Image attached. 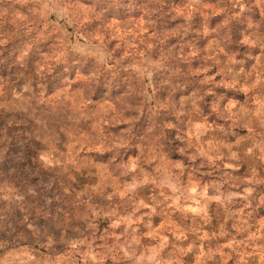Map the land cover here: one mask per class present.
<instances>
[{"label":"clouds","instance_id":"1","mask_svg":"<svg viewBox=\"0 0 264 264\" xmlns=\"http://www.w3.org/2000/svg\"><path fill=\"white\" fill-rule=\"evenodd\" d=\"M170 37L179 50L154 58L153 42ZM13 57L19 67L0 76V180L11 185L0 196V264H223L225 248L237 264H264L255 241L205 250L202 228L171 219L209 224L215 204L243 227L246 210L264 207V0H0V64ZM157 84L179 100L152 107ZM146 112L154 142L138 139L140 155L125 159ZM13 138L32 155L5 158ZM21 174L29 183L13 191ZM100 219L110 223L94 241Z\"/></svg>","mask_w":264,"mask_h":264},{"label":"rangeland","instance_id":"2","mask_svg":"<svg viewBox=\"0 0 264 264\" xmlns=\"http://www.w3.org/2000/svg\"><path fill=\"white\" fill-rule=\"evenodd\" d=\"M16 11H19V8L17 7L16 9H13L12 12L9 13L10 16H14ZM6 27L10 28L11 30H15V26L12 25L11 23L6 22L5 24ZM69 32L72 31L71 28L68 29ZM13 39H17V36H13ZM185 44H189L192 47H195L201 52L203 51L205 41L199 37L189 35L186 40L184 41ZM173 45H176V48L174 49L175 51L179 50V40L177 37H170L168 40L164 41L163 43L159 42H153V56L154 58L157 57V53L163 51L167 52L169 48H171ZM45 51H50L51 47H54V45L50 43H43L41 45ZM190 48L186 47L185 51H189ZM7 55V53H5ZM37 56V53L35 51V47L33 48V51L29 54V57L23 58L28 61V63L31 62L32 59H35ZM9 65H12L11 72H15L16 69L19 67L18 65L15 64V58H11L8 62V64H0V76H3V78L7 81L9 80L10 76V69ZM194 66L196 63L194 62ZM213 71H216V69H213ZM219 79V77H218ZM183 83L187 87H191L192 81L191 80H184ZM217 93L223 92V89H217ZM102 92L99 90H93L92 95L97 96L101 95ZM212 97H205V100L202 102V106L204 105L206 108L204 109L205 114H208V108H207V103L210 101ZM179 100V94L176 93L174 94L171 89L167 87H161L159 84H157V94L156 97L153 100L152 107H155L156 103H161L164 105H167L169 102H175ZM204 103V104H203ZM98 107L102 108L103 105H99ZM118 108L119 106L116 105ZM204 108V107H203ZM163 115H168V113H163ZM148 113H145V116L141 118L140 123L136 126V129L134 130L130 140V146L125 154V159L127 158V155H132V156H139L140 152L139 149L136 146V141L139 139L143 146L147 148L148 144L150 142H154V137L144 133V128L147 123H149L148 119ZM163 116L158 123H162ZM215 120V117L209 115V121L212 122ZM14 127V125H13ZM126 125H119L114 128H112V132L115 134H118L120 130H122ZM237 133L243 135L244 131L237 128L236 129ZM82 135H85L86 133L82 132ZM139 134V135H138ZM170 135V134H169ZM37 148L39 146H36ZM168 148H171L172 145L168 144ZM17 152H24L25 157H30L32 155V149L28 148L25 146L23 149L20 148L17 143L15 142V139H12V142L8 144L7 148L5 149V158H7L8 155L17 153ZM83 154V153H82ZM173 159H178L179 157L175 156V154H172ZM95 163V161H94ZM105 167H110V165L105 164L103 165ZM15 167L17 171L23 167V164L18 160L17 163L15 164ZM3 173V165L0 164V176H2ZM29 182L26 178L21 176L12 181V185H15V187L12 189L13 191L16 190H22L21 186L22 185H27ZM81 183H87L86 181H81ZM11 185L9 184L8 181H3L0 180V196L4 195ZM264 187V186H262ZM53 192L56 191L55 188L52 189ZM95 202V201H94ZM237 207H243V202L237 201L236 205L230 209V211H236ZM254 210L248 209L245 212V215L248 216V223L244 225L243 227H240L239 225L233 226L234 224V219L229 216V218L226 220L225 219V214L222 210H217L216 205L213 204L210 206V211L209 215L212 217L211 223L209 224H202V222L197 218L195 221L192 218H187L185 219L184 217L180 216L179 214H176L172 216V221L179 226L180 228H190V227H200L203 229V232L206 234V239L202 240L201 242L204 243L205 245V250L208 248H212L215 250L219 245L226 244L229 241H235L240 243V247L244 248L246 245H248L250 242L255 241V243L252 244L253 248L261 247L264 248V223L260 222L261 217H264V207L261 208H255L253 205ZM38 211L41 213V215H48V213L51 211L50 208L47 207L45 204V201H41L40 205L38 206ZM165 221H167V217L164 218ZM161 220V217H154L153 218V224H159ZM110 221L105 220V219H100L98 221L97 225V231L95 235L93 236L94 241H100L103 239V234L107 231L108 229V224ZM187 242H185L186 244ZM95 246V244H94ZM199 245L197 244L196 247ZM224 255L227 258L223 264H237V257L233 256L231 252L225 248L224 249ZM191 257L185 261V264H190ZM248 264H253L251 260H249Z\"/></svg>","mask_w":264,"mask_h":264},{"label":"trees","instance_id":"3","mask_svg":"<svg viewBox=\"0 0 264 264\" xmlns=\"http://www.w3.org/2000/svg\"><path fill=\"white\" fill-rule=\"evenodd\" d=\"M204 104V103H203ZM204 109L206 108L204 105H203Z\"/></svg>","mask_w":264,"mask_h":264}]
</instances>
